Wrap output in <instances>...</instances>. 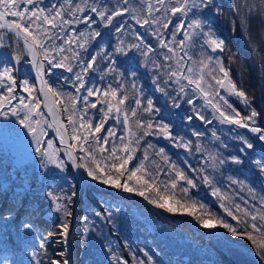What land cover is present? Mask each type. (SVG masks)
Wrapping results in <instances>:
<instances>
[{"label":"snow or ice","instance_id":"snow-or-ice-1","mask_svg":"<svg viewBox=\"0 0 264 264\" xmlns=\"http://www.w3.org/2000/svg\"><path fill=\"white\" fill-rule=\"evenodd\" d=\"M232 7L235 12L230 21L231 32L235 34L239 30L245 39L250 40L247 29L255 6L243 0ZM260 14L264 16V7H261ZM223 15L216 0H142L135 6L131 0H115V3L105 0H62L59 3L0 0V50L8 49L0 55L6 59L10 55L14 61L0 66V117L5 120L10 116L16 118L10 124H0V137H22L24 133L15 127L18 122L35 142L42 173L54 179L64 174L60 178L69 184L68 188L52 184L45 190L49 208L58 214L52 224L53 230L47 231L46 235L58 238L65 248L57 258L47 262L37 258L34 264H72L67 246L73 206L80 195L79 187L87 188L90 182L134 193L166 212L190 216L204 229H223L225 231L218 236L225 244L249 241L264 264V195L259 197V207L235 203L229 194L216 186L214 175L208 174L206 169H193L199 172V180L212 189V196L221 201L219 207L226 214L222 215L190 195L191 189L198 187L196 179L171 163L168 171L163 172L168 178L161 180L160 166L152 161L157 169L153 171L148 164L149 149L154 146L148 143L141 149V142L146 137L158 136L190 153L208 152L199 142L206 132L196 130L194 122L199 120L212 125L216 121L218 125L230 126L229 131L234 130L231 126L245 131L236 132L232 137L239 142L235 153L225 156L219 147L214 154L208 152L213 171L252 163L264 175V104L258 109L255 96L249 95L242 83L237 82L243 80L242 72L238 78L233 77V65H240V60L213 27L215 19ZM125 16L135 20L139 27L146 28L148 36L155 38V44L139 30L126 34ZM117 18L121 23L114 24ZM79 24L90 31L73 27ZM113 27L115 44L104 39V30ZM178 34L182 37L179 40ZM92 46L99 50L84 55ZM194 47L199 49L198 58L192 54ZM138 56L142 58L139 62ZM98 57L104 62V75L94 83L91 77L100 70ZM121 58L139 63L145 69L151 66L156 89L167 99V106L145 97L137 84L138 67H123ZM261 61L260 67L264 69V56ZM22 62L35 69L38 85L18 78L17 66ZM57 69L71 74V77L65 75L62 79L74 81V92H64L50 82L49 77L55 75ZM105 75L111 76L116 86L112 82L100 84ZM18 89L27 96L18 95ZM93 97L95 100L90 99ZM231 97L242 102L243 108L238 109ZM199 100L203 105L197 104ZM185 105L190 107L185 108ZM206 109H211L210 117ZM91 110L96 112L90 115ZM181 110L185 113L183 121L191 126V136L197 138L195 147L192 139L174 131L176 124L172 117L178 116ZM109 121L122 125L125 134H117L115 123L106 127ZM49 128L55 130L63 149L54 147V142L47 138ZM211 138L219 141L223 149L229 147L215 130H212ZM141 151L142 156L137 157ZM257 153L259 160L253 158ZM155 155L169 161L164 148H159ZM71 168L78 171L77 176L71 177ZM227 179L229 186L247 187L253 194L252 199H256L255 190L244 181L232 175ZM177 190L182 194L179 198ZM103 203L109 204L108 201ZM119 212L118 207L109 206L94 212V216L110 222L115 228ZM41 214L42 205L28 207L20 201L19 208L13 205L0 219L23 217L20 220L22 229L33 232L39 231L37 222ZM49 218L53 219L51 212ZM83 219L86 224L82 245H86V233L94 221H89L87 215ZM40 248L47 255L43 235ZM108 251L113 264H129L113 248L109 247ZM31 255L37 257L38 254L33 252ZM143 256L146 260L132 253L135 264H156L147 251Z\"/></svg>","mask_w":264,"mask_h":264},{"label":"trees","instance_id":"trees-1","mask_svg":"<svg viewBox=\"0 0 264 264\" xmlns=\"http://www.w3.org/2000/svg\"><path fill=\"white\" fill-rule=\"evenodd\" d=\"M49 2L59 3L62 0H45V3ZM74 2H78V0H74ZM97 2H101V0H97ZM105 2L115 3V0H105ZM140 2L142 0H131L134 6ZM216 2L223 9L224 15L223 17H217L215 19L213 27L217 28L219 35L226 40L231 51L237 53L238 59L240 60V65H233V77L238 78L239 74L241 72L243 73V80L240 81L238 79L237 82L242 83V86L248 91L249 95L255 96L254 103L259 109L261 104H264V87H262L264 86V69L260 67L262 62L261 57L264 56V16L260 14V9L264 7V0H248L250 5L255 6V10L251 16L250 27L247 29V32L251 36L250 40L245 39L239 30L235 34L231 32L230 21L234 19L235 12L232 5L240 4L243 0H216ZM123 20L126 22V34L131 30H139L155 44V38L148 36L146 28H141L136 25L135 20L129 16H125ZM118 23H121L120 18L114 21V24ZM73 27L79 31H90L83 24ZM104 31L105 41L111 40L112 44H115L116 40L113 35L115 28L105 29ZM116 35L119 34L117 33ZM128 38L131 39L130 36ZM180 38L182 37L178 34L177 40ZM98 50L95 46L89 47L84 55L95 54ZM4 51H8V49L0 50V52ZM158 51L166 50L158 49ZM191 51L194 57L198 58L199 49L194 47ZM153 58H155V54H153ZM141 60L142 58L138 56L137 62ZM5 63H14L10 55L7 59L3 55H0V66ZM121 63L125 68L138 67L137 84L142 88L145 97L153 99L158 105L167 106V99L156 89V84L154 83L155 73L150 65L145 69L139 63L134 64L125 58H121ZM103 64L104 62L98 57V68L100 70L91 77L94 83L99 80L101 75H104ZM17 67L19 69L17 75L20 80L27 79L30 82H35L29 70V63L22 62ZM65 75L71 77V74L64 72L63 69H57L55 70V75L49 77L50 82L55 87L61 88L64 92H74L72 88L74 81L71 79L64 81L62 77ZM109 82H112L113 86H116L112 77L109 75H105L104 80L100 81V84L107 85ZM17 94L27 96V93H24L22 89H18ZM90 99L95 100V97ZM230 100L238 109L243 108L242 102L238 101L235 97H231ZM197 104L203 105V101L199 100ZM184 107L188 108L190 106L185 105ZM94 112L96 110H91L90 115ZM210 113L211 109H206V114L209 117ZM167 115L168 112L165 109V116ZM184 115V111L181 110L178 116L172 117L176 124L174 131L192 139L193 146L195 147L197 138L191 136V126L186 125L185 121H183L182 117ZM15 120L16 118L11 116L7 120L0 117V124H10ZM114 123V121H109L106 127L113 126ZM115 126L118 129V135L125 134L122 125L115 123ZM15 127L20 129L21 132L24 129L18 122ZM194 127L198 131L206 132V135L199 142L208 152L214 154L219 147L225 156L229 153H235L238 147L239 142L233 140L232 137L235 136L236 132L243 133L245 131L235 127H232L234 129L233 131H229L225 125H218L216 121L212 125H205L203 122L196 120ZM212 130H215L217 135L221 137V140L229 145L227 149L220 147V142L211 138ZM47 138L54 142V147L63 149V147L57 144L48 129ZM160 138L158 136L146 137L141 142V149L143 150L148 143L154 146L153 149H149L150 159L148 164L150 170L153 171L157 170L156 165L160 166L162 170L161 180L168 178L163 175V172H167L169 164L174 163L178 168L183 169L188 175L197 180V188L200 187L202 189L203 183L198 178L199 172H194L193 169H206L208 174L216 177V186L222 188L227 183L226 175H229L237 167L246 168V164L244 166L232 165L230 169L222 168L220 171L214 172L212 167H210L211 161L208 160V152L198 153L193 151L190 153L183 148L175 147L169 141L162 142ZM159 148L165 149L169 157L168 162L162 160L160 156L155 155V152ZM141 156L142 151L137 153V157ZM254 159L259 160L260 155L257 153ZM152 161H155L156 165ZM136 162L133 161V163ZM38 165V159H36L18 166L13 162L12 156L7 153L0 141V216L6 215L7 210L13 205L19 208L20 201H24L28 207L35 204L42 205V214L37 224L38 228L43 232V237L46 242L47 255L44 254L42 259L47 262L49 259L57 258L59 253L64 249L63 245L58 242V238L54 239L46 235L47 231L53 230L52 224L54 219L49 218V213L51 212V215H54L52 216L53 218L58 214L49 208L47 198L45 197V190L48 185L56 184L68 188L69 184L60 178L64 174H59L54 179L51 175L46 176L43 174L41 169L38 168ZM71 177H75L73 168H71ZM204 187L207 191L206 197L205 200L202 198L200 201L207 204L213 211L221 214L220 209L208 200L207 195L208 193L211 194L210 190L212 189L205 184ZM117 193L124 192L109 188L99 182H90L87 188L82 187L80 192L78 224L72 235L75 251L73 264H113L108 251L109 247L116 250L118 255L127 259L129 264H135L132 253L146 260L143 256L144 251H147L153 256L156 264H216L218 260L221 264H259L257 261V259L259 260V256L255 247L249 241L240 240L237 243L225 244L218 236V233L225 231L223 229H204L190 216L169 213L165 210L158 209L134 193H127L125 195ZM242 194H244L243 191L237 193L238 196ZM181 195L179 190H177L178 198ZM190 195L198 200L195 189H191ZM104 201H108L109 204H104ZM109 206L113 209L116 207L120 209V212L115 218V228H113L110 222L103 221L101 218L94 216V212L102 211L105 207ZM73 211L75 214V204ZM126 212H134L135 214H126ZM85 215L89 217V221H94V224H89L91 230L86 233L88 237L87 243L86 245H82V235L85 234L86 222L83 219ZM73 217L71 218L72 221ZM194 230L199 231L200 234L196 235ZM97 232L100 234L98 235Z\"/></svg>","mask_w":264,"mask_h":264},{"label":"rangeland","instance_id":"rangeland-1","mask_svg":"<svg viewBox=\"0 0 264 264\" xmlns=\"http://www.w3.org/2000/svg\"><path fill=\"white\" fill-rule=\"evenodd\" d=\"M24 135L22 137H16V136H9L7 138H0V141L2 142L3 146L5 147L8 154L12 156L13 162L17 164L18 166H21L25 163L32 162L36 159H38V164L40 162V157L35 151V142L32 140V137L29 133H27L26 129H23L22 131ZM38 168L39 165H38ZM247 185V184H246ZM241 190H245L248 194V188L245 186L238 185L237 188L228 189L225 193L229 194L235 203H240L244 205V199L237 195V192H240ZM255 196L256 199L254 200V204H256L257 207H259V197L264 195V186H261V189L255 190ZM253 195V194H252ZM245 203H248V201H245ZM245 206V205H244ZM126 214H135L134 212H126ZM226 215V214H225ZM48 216V215H47ZM54 216V215H52ZM54 219V218H53ZM78 218H75V220ZM230 219V218H229ZM76 222V221H74ZM76 227L71 229L73 232ZM26 237V235H25ZM40 245V243H39ZM36 252L38 254V251L36 249ZM39 257V254H38ZM40 258V257H39ZM234 262V260H233Z\"/></svg>","mask_w":264,"mask_h":264},{"label":"water","instance_id":"water-1","mask_svg":"<svg viewBox=\"0 0 264 264\" xmlns=\"http://www.w3.org/2000/svg\"><path fill=\"white\" fill-rule=\"evenodd\" d=\"M30 70H31V72H32V74H33V76H34V79H35V81H36V84L38 85V84H39V80H38V78L36 77L35 69L31 66V64H30ZM43 110H44L45 112H47V109H43ZM49 130H50L51 134H53V136L56 138L58 145L63 147V145L59 144V136L57 135V133L55 132V130L52 129V128H49ZM74 171H75L76 176H77V175H78V171H77L75 168H74Z\"/></svg>","mask_w":264,"mask_h":264}]
</instances>
